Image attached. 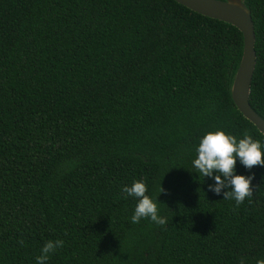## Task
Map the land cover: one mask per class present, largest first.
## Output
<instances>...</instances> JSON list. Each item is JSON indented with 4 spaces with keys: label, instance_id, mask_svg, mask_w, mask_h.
Returning <instances> with one entry per match:
<instances>
[{
    "label": "trees",
    "instance_id": "16d2710c",
    "mask_svg": "<svg viewBox=\"0 0 264 264\" xmlns=\"http://www.w3.org/2000/svg\"><path fill=\"white\" fill-rule=\"evenodd\" d=\"M244 2L264 119V0ZM242 52L238 29L173 0H0V264H37L57 239L46 264L264 259V166L237 158L254 179L236 207L192 163L218 130L264 152L230 94ZM134 181L166 225L131 223Z\"/></svg>",
    "mask_w": 264,
    "mask_h": 264
},
{
    "label": "clouds",
    "instance_id": "9594fccd",
    "mask_svg": "<svg viewBox=\"0 0 264 264\" xmlns=\"http://www.w3.org/2000/svg\"><path fill=\"white\" fill-rule=\"evenodd\" d=\"M261 147L260 141L253 140L247 131L239 142L235 136L228 135L224 131L208 132L200 141L196 149L198 156L192 163L199 176L214 179L215 184L209 185V191L220 195L223 189L230 188L231 190L223 192L224 200H235L236 207H239L246 198L253 197L254 176L235 175L237 158L247 169L257 165L264 166V152ZM214 173L216 175H213ZM147 191L145 181H134L130 187L121 189L125 199L135 197L138 200L131 223L137 224L144 218L150 219L159 226L166 225L167 218L159 215L158 198L154 201L146 195ZM163 192L164 189L161 187L160 194ZM63 246L62 240H49L41 249V254L37 256V264H46L49 254ZM240 264H244L243 259ZM257 264H264V259L258 260Z\"/></svg>",
    "mask_w": 264,
    "mask_h": 264
},
{
    "label": "water",
    "instance_id": "95a60500",
    "mask_svg": "<svg viewBox=\"0 0 264 264\" xmlns=\"http://www.w3.org/2000/svg\"><path fill=\"white\" fill-rule=\"evenodd\" d=\"M188 10L204 17L229 24L243 37V52L230 87L237 110L264 136V119L251 107L249 95L256 66L255 32L251 12L244 0H173Z\"/></svg>",
    "mask_w": 264,
    "mask_h": 264
}]
</instances>
